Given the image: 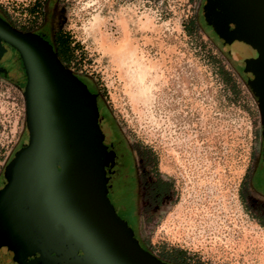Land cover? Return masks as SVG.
Wrapping results in <instances>:
<instances>
[{
    "label": "rangeland",
    "instance_id": "1",
    "mask_svg": "<svg viewBox=\"0 0 264 264\" xmlns=\"http://www.w3.org/2000/svg\"><path fill=\"white\" fill-rule=\"evenodd\" d=\"M0 1L23 13L29 0ZM199 2L72 0L66 26L79 40L70 67L97 87L128 142L132 157L108 196L142 244L153 254L183 249L189 264H264V190L252 182L263 146L259 108L237 59L216 47L211 30L191 28ZM122 49L132 66L114 54ZM22 80L0 76V168L25 137ZM155 172L169 191L145 212L136 174Z\"/></svg>",
    "mask_w": 264,
    "mask_h": 264
},
{
    "label": "water",
    "instance_id": "2",
    "mask_svg": "<svg viewBox=\"0 0 264 264\" xmlns=\"http://www.w3.org/2000/svg\"><path fill=\"white\" fill-rule=\"evenodd\" d=\"M204 15L256 97L264 140V0H207ZM2 41L21 55L26 131L0 175V249L8 261L176 264L141 246L109 199L107 144L121 138L97 94L39 34L0 17V58ZM261 159L264 166V148Z\"/></svg>",
    "mask_w": 264,
    "mask_h": 264
},
{
    "label": "flooded vegetation",
    "instance_id": "3",
    "mask_svg": "<svg viewBox=\"0 0 264 264\" xmlns=\"http://www.w3.org/2000/svg\"><path fill=\"white\" fill-rule=\"evenodd\" d=\"M206 1L207 0H200L198 5L200 13L197 18L205 30H211L212 33H214L213 26L207 22L204 15V5L206 4ZM71 4L72 0H29L28 4H26V6H28L27 9H24L23 13H21L15 12L13 9H10L9 6L2 4L0 1V17L19 31L34 32L42 36L51 44L60 62L67 67V63L63 61V59L66 57H74V55L77 54L78 46L76 44L79 40L77 35H73L66 26L68 10L71 8ZM214 35L222 44L221 38L215 33ZM63 42L66 44L63 45ZM2 45L5 47V52H3L0 58V74H6L9 79L11 78V75L23 74L24 69L19 51L3 41ZM67 68L75 72L87 84L90 91L97 94L96 101L98 108H104L105 105L100 102L99 90L91 80L79 75L78 71H75L74 68ZM127 143L126 140L121 141L117 136L107 144V151L112 154V159L109 161L108 165L105 166V176L107 177L108 189L110 183L118 178L124 170L126 155L132 157ZM263 148L264 140L262 149ZM3 168L4 165H1L0 175ZM253 177L257 187L264 190V166L262 164L261 154L254 165ZM133 233L141 246L146 248L136 235V232L133 231ZM32 258L33 257H29V259ZM0 264H11V262L8 261V255L4 254L1 249Z\"/></svg>",
    "mask_w": 264,
    "mask_h": 264
},
{
    "label": "trees",
    "instance_id": "4",
    "mask_svg": "<svg viewBox=\"0 0 264 264\" xmlns=\"http://www.w3.org/2000/svg\"><path fill=\"white\" fill-rule=\"evenodd\" d=\"M191 28H199L202 29V25L198 20L191 22ZM216 47L221 51L223 49V45L220 43L219 40L215 41ZM66 44L63 42V45ZM73 57H66L63 59L67 63V67H70V63L72 62ZM219 72L224 76L225 78H228L230 73L224 69L223 65H220ZM250 89V88H249ZM251 91V89H250ZM252 93V91H251ZM254 96V94L252 93ZM256 99V97L254 96ZM137 181H138V203H139V210L143 209L145 212H152L156 211L161 204L163 203V200L165 198V195H167L169 191V182L166 180H163L157 172H155L153 175L149 174H143L139 175L137 173ZM253 185L257 188L256 182L253 177ZM257 212H258V218L261 223V225L264 227V204H258L257 205ZM145 246V245H144ZM186 251L183 249H179L176 247H167L163 248L160 253L155 254L157 257H159L161 260L172 262V263H178V264H189L186 262L187 255Z\"/></svg>",
    "mask_w": 264,
    "mask_h": 264
},
{
    "label": "bare ground",
    "instance_id": "5",
    "mask_svg": "<svg viewBox=\"0 0 264 264\" xmlns=\"http://www.w3.org/2000/svg\"><path fill=\"white\" fill-rule=\"evenodd\" d=\"M134 50H135V48H134ZM125 50L124 49H122V50H118V51H114V54L115 53H117L118 52V54L116 55L117 57H118V59L119 60H121L122 61V64L121 65H123V66H130L134 61H135V58L134 59H132V57L131 58H129L128 60H126V56H125V53L126 52H124ZM130 51V50H129ZM128 52V51H127ZM138 62V61H137ZM135 63V62H134ZM133 65H135V64H133ZM132 66V65H131ZM136 66V65H135ZM138 74V73H137ZM136 76V75H135Z\"/></svg>",
    "mask_w": 264,
    "mask_h": 264
}]
</instances>
